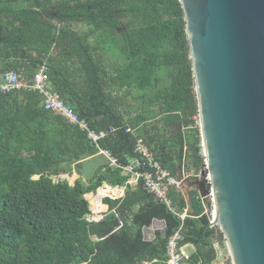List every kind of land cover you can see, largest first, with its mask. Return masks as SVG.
Listing matches in <instances>:
<instances>
[{
  "label": "trees",
  "instance_id": "trees-1",
  "mask_svg": "<svg viewBox=\"0 0 264 264\" xmlns=\"http://www.w3.org/2000/svg\"><path fill=\"white\" fill-rule=\"evenodd\" d=\"M43 65L49 88L105 137L93 143L44 110L38 92L0 93V264H167L176 233L179 246L195 248L187 264H217L214 244L221 250L225 239L208 229L199 193L190 190L188 205L172 189L168 206L142 179L130 186L123 170L137 158V138L173 177L205 168L179 0H0V77L15 72L32 84ZM101 151L119 168L104 165L73 186L51 179L79 174ZM104 184L124 196L105 199L108 214L88 222L85 196ZM154 221L164 229L147 238Z\"/></svg>",
  "mask_w": 264,
  "mask_h": 264
},
{
  "label": "water",
  "instance_id": "water-1",
  "mask_svg": "<svg viewBox=\"0 0 264 264\" xmlns=\"http://www.w3.org/2000/svg\"><path fill=\"white\" fill-rule=\"evenodd\" d=\"M179 2L211 180L187 186L212 193L231 264H264V0Z\"/></svg>",
  "mask_w": 264,
  "mask_h": 264
},
{
  "label": "built area",
  "instance_id": "built-area-1",
  "mask_svg": "<svg viewBox=\"0 0 264 264\" xmlns=\"http://www.w3.org/2000/svg\"><path fill=\"white\" fill-rule=\"evenodd\" d=\"M46 73L47 67L45 65L41 66L36 73L32 84L24 81L20 74L15 72L5 73L0 77V93L6 94L15 90H28L40 93L44 97V110L62 117L70 125L86 130L88 132V138L93 143L97 144L100 139L105 137V133H96L94 130H91L88 122L81 120L73 109L65 105L59 94L49 88ZM128 132H131L133 135L136 133L131 129H128ZM101 153L108 158L110 167L119 168L117 160L113 158L109 152L101 151ZM135 154L137 158L130 165L123 168L124 173L130 175L128 184L136 186L139 180L142 179L145 190L149 194L153 195L157 200L166 203L168 206L170 204L168 200V194L170 191L172 189L180 190L183 185H187V183L191 180H203L207 184L208 188H210L211 180L206 164L204 170L198 174L183 173L179 178H176L165 170L161 163L156 160L153 152L150 150L143 138H137ZM202 173L205 175L202 176ZM51 179L53 182L66 181L65 176L51 177ZM121 188L122 187H112L108 184H104L96 192L85 196L93 213L88 222H96L100 216V213H98L99 208L95 209L93 202L95 204L99 203L100 207H102L105 199H121L124 196V191ZM209 198L210 201L207 202L209 207H206L205 213L211 223L215 213L212 193H210ZM187 214L188 210H183V213L179 215L180 219L184 221ZM179 239V233H176L168 241L167 264H187L186 261L191 257L184 252L183 247L178 245ZM214 247L219 250V246L216 241Z\"/></svg>",
  "mask_w": 264,
  "mask_h": 264
},
{
  "label": "crops",
  "instance_id": "crops-1",
  "mask_svg": "<svg viewBox=\"0 0 264 264\" xmlns=\"http://www.w3.org/2000/svg\"><path fill=\"white\" fill-rule=\"evenodd\" d=\"M82 28V27H81ZM56 115V114H55ZM109 164V160L108 158H106L101 152L98 153L97 155L95 156H92V157H89L87 159H85L83 162H82V167L79 171V174H77L76 172H74L71 176L69 175H65V176H68V177H73L74 178V183L77 179H82L84 182H87L89 181L90 179H92L94 177V175L96 174V172L99 170V168H101L102 166L104 165H107ZM94 166L96 167V170L93 171L94 169ZM89 171L87 177H86V173ZM60 177V176H59ZM180 176H178L179 178ZM39 177L36 176L34 177V179H38ZM68 183V182H67ZM69 184V183H68ZM74 185V184H73ZM70 186H72L70 184ZM132 186V185H130ZM134 187V186H132ZM124 193H125V188H121ZM191 189L188 188L187 185H183L182 188L180 190H178L179 192H181V194L183 195V197L185 198L186 202L188 203V205H190V195H189V192H190ZM95 211V210H94ZM108 211H109V207L108 205H103L102 207H100L98 209V213H100V216L98 218V221L102 220L107 214H108ZM92 211H91V208H90V214H88L86 216V220L88 221L90 217H92ZM96 221V222H98ZM164 228H163V225L161 222L159 221H154L152 226L148 229L145 230V235L147 238L149 237H152L154 238V234L156 231H162ZM184 248V252L187 253L189 256H192V254L195 253V248L194 246L192 245H186V246H183ZM223 251L222 250H219V253H218V261H217V264H225L222 259H223ZM228 264V263H226Z\"/></svg>",
  "mask_w": 264,
  "mask_h": 264
},
{
  "label": "rangeland",
  "instance_id": "rangeland-1",
  "mask_svg": "<svg viewBox=\"0 0 264 264\" xmlns=\"http://www.w3.org/2000/svg\"><path fill=\"white\" fill-rule=\"evenodd\" d=\"M95 170H96V167L94 166L93 171H95ZM88 173H89V171L86 173V177H87ZM65 177H66V182H68L69 185L71 184L73 186V184H74V178L73 177H68V176H65ZM93 204H94V202H93ZM221 250L223 251V255H224L222 261L225 264L226 263L231 264L230 254H229V251H228V249L226 247V243L225 242H224V247L221 248Z\"/></svg>",
  "mask_w": 264,
  "mask_h": 264
},
{
  "label": "bare ground",
  "instance_id": "bare-ground-1",
  "mask_svg": "<svg viewBox=\"0 0 264 264\" xmlns=\"http://www.w3.org/2000/svg\"><path fill=\"white\" fill-rule=\"evenodd\" d=\"M94 206H95V209H98V208H100V204L99 203H94Z\"/></svg>",
  "mask_w": 264,
  "mask_h": 264
}]
</instances>
